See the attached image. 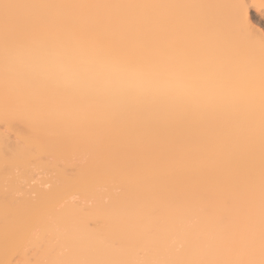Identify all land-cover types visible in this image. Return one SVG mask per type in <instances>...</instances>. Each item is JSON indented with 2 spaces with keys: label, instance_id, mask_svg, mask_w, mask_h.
<instances>
[{
  "label": "bare ground",
  "instance_id": "bare-ground-1",
  "mask_svg": "<svg viewBox=\"0 0 264 264\" xmlns=\"http://www.w3.org/2000/svg\"><path fill=\"white\" fill-rule=\"evenodd\" d=\"M250 9L0 0V264H264Z\"/></svg>",
  "mask_w": 264,
  "mask_h": 264
},
{
  "label": "rangeland",
  "instance_id": "rangeland-1",
  "mask_svg": "<svg viewBox=\"0 0 264 264\" xmlns=\"http://www.w3.org/2000/svg\"><path fill=\"white\" fill-rule=\"evenodd\" d=\"M255 10L250 9V17H251V21L253 22L255 28H259L260 31L264 32V12H262V17H261V13L257 14L256 12H254ZM257 14V15H256ZM257 25V26H256ZM261 28V29H260ZM43 177L39 174L35 177V179L32 181V185L34 184H40L42 182Z\"/></svg>",
  "mask_w": 264,
  "mask_h": 264
}]
</instances>
